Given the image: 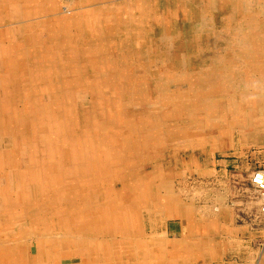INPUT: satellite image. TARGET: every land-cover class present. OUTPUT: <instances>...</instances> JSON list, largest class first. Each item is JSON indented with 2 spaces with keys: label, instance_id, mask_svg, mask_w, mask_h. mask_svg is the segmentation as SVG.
Wrapping results in <instances>:
<instances>
[{
  "label": "bare ground",
  "instance_id": "bare-ground-1",
  "mask_svg": "<svg viewBox=\"0 0 264 264\" xmlns=\"http://www.w3.org/2000/svg\"><path fill=\"white\" fill-rule=\"evenodd\" d=\"M206 1L0 0V264H258L264 0Z\"/></svg>",
  "mask_w": 264,
  "mask_h": 264
},
{
  "label": "rangeland",
  "instance_id": "rangeland-1",
  "mask_svg": "<svg viewBox=\"0 0 264 264\" xmlns=\"http://www.w3.org/2000/svg\"><path fill=\"white\" fill-rule=\"evenodd\" d=\"M198 3L207 5L206 0H198ZM261 108H264V103H261ZM259 137H263V133L259 134ZM212 162V167L215 168L216 165L218 174L230 176L226 178L225 184L233 190V193L230 195L229 205L236 213V215L234 214V218L237 223H248L250 229L264 231V217L261 215L259 209L248 210L245 208L248 205L246 197H249L251 193L248 190V183L242 180L243 177L247 181L252 173L264 170V146L240 145L239 138L237 137L230 151L226 155H217ZM254 199H256L255 196ZM244 209L246 210L245 212H243ZM179 231L180 228L178 226L174 224L170 225V232ZM254 242L257 247L259 264V257L264 258V235L262 234L258 239H254Z\"/></svg>",
  "mask_w": 264,
  "mask_h": 264
},
{
  "label": "built area",
  "instance_id": "built-area-1",
  "mask_svg": "<svg viewBox=\"0 0 264 264\" xmlns=\"http://www.w3.org/2000/svg\"><path fill=\"white\" fill-rule=\"evenodd\" d=\"M261 179H264V171H263V173H262ZM255 182H258V180L255 179ZM262 182H264V180H261V181H260V183H262ZM263 210H264V208H263Z\"/></svg>",
  "mask_w": 264,
  "mask_h": 264
}]
</instances>
